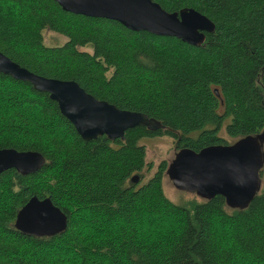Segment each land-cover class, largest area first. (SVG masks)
Returning a JSON list of instances; mask_svg holds the SVG:
<instances>
[{
  "label": "trees",
  "instance_id": "trees-1",
  "mask_svg": "<svg viewBox=\"0 0 264 264\" xmlns=\"http://www.w3.org/2000/svg\"><path fill=\"white\" fill-rule=\"evenodd\" d=\"M151 1L167 13L195 10L214 31L195 47L64 12L53 0H0V53L162 126L84 141L48 94L0 74V150L45 159L36 172L0 174V264H264V187L242 209L227 210L221 195L174 203L163 190L165 162L140 180L150 165L139 144L166 136L199 152L228 144L220 133L264 135V0ZM45 31L65 42L47 46ZM33 196L66 215L62 231L37 236L14 225Z\"/></svg>",
  "mask_w": 264,
  "mask_h": 264
},
{
  "label": "water",
  "instance_id": "water-1",
  "mask_svg": "<svg viewBox=\"0 0 264 264\" xmlns=\"http://www.w3.org/2000/svg\"><path fill=\"white\" fill-rule=\"evenodd\" d=\"M64 12L88 18H102L120 23L134 32L173 37L199 47L205 34L214 31V24L195 10L167 13L151 0H53ZM0 74L28 82L33 89L48 94L61 115L77 134L90 141L105 136L109 141L123 140L124 133L138 126L150 131L161 124L145 114L120 110L95 99L74 81H61L35 75L0 53ZM216 96L218 92L215 90ZM264 135L247 136L228 146L218 145L194 152L181 149L165 173L174 186L209 199L221 195L227 206L247 207L261 189L260 170L264 167ZM45 164L37 152L0 150V174L16 170L22 175L36 172ZM135 174L131 180L139 181ZM24 233L51 236L66 227V215L54 206L49 197H31L18 211L14 224Z\"/></svg>",
  "mask_w": 264,
  "mask_h": 264
},
{
  "label": "rangeland",
  "instance_id": "rangeland-1",
  "mask_svg": "<svg viewBox=\"0 0 264 264\" xmlns=\"http://www.w3.org/2000/svg\"><path fill=\"white\" fill-rule=\"evenodd\" d=\"M44 43L47 46H58L62 45L65 42V38L51 33L49 31H45L43 33ZM84 50V49H83ZM220 136L225 138L227 142L232 143L233 140L228 139L224 133H220ZM235 141V140H234ZM140 145L145 147L146 151V163L150 165V169L145 168L140 172L142 181L149 178L157 166L165 162L167 167L175 158L176 150L174 149V142L172 139L166 136H159L154 138L142 139L139 142ZM261 188L264 187V170L261 173ZM163 190L165 195L174 203H185L189 200L202 201L203 199L196 195L195 193L182 191L177 189L170 177L167 173L164 174L163 177ZM232 207L227 206V210H231Z\"/></svg>",
  "mask_w": 264,
  "mask_h": 264
},
{
  "label": "flooded vegetation",
  "instance_id": "flooded-vegetation-1",
  "mask_svg": "<svg viewBox=\"0 0 264 264\" xmlns=\"http://www.w3.org/2000/svg\"><path fill=\"white\" fill-rule=\"evenodd\" d=\"M235 141H233L232 143H229L228 142V144H226V145H223V146H228V145H231V144H233ZM144 147V146H143ZM145 148V147H144ZM174 149L176 150V153H175V155L174 156H177V153L181 150V149H177V148H175V146H174ZM140 178V177H139Z\"/></svg>",
  "mask_w": 264,
  "mask_h": 264
}]
</instances>
